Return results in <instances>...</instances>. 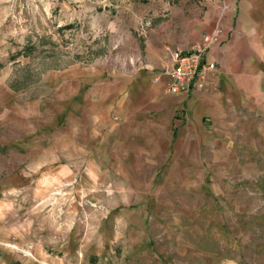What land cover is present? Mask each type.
<instances>
[{
  "label": "rangeland",
  "instance_id": "374dc122",
  "mask_svg": "<svg viewBox=\"0 0 264 264\" xmlns=\"http://www.w3.org/2000/svg\"><path fill=\"white\" fill-rule=\"evenodd\" d=\"M221 1L0 0V264H216V235L264 264V121L175 151L132 84Z\"/></svg>",
  "mask_w": 264,
  "mask_h": 264
},
{
  "label": "crops",
  "instance_id": "0c3cea01",
  "mask_svg": "<svg viewBox=\"0 0 264 264\" xmlns=\"http://www.w3.org/2000/svg\"><path fill=\"white\" fill-rule=\"evenodd\" d=\"M170 15L176 19L171 21L168 31L154 32L144 60L145 71L132 84L143 92H151L150 104L154 111L163 112L172 121L169 123L158 116L161 125L178 127L179 134L176 131L172 135L171 141L176 142L173 149L178 151V140L190 141L187 148H193L195 141H208L214 133L228 129L243 132L241 123L249 118L257 123L264 121V0H222L210 8L195 9L189 19L177 11ZM215 27L222 29L221 42L205 58L216 65V71L206 78L203 91L172 95L164 91L165 77L160 76L154 83L158 76L154 70L160 65L163 44L190 50ZM128 97V92H124L123 102ZM208 145L207 142L199 144L196 153ZM215 239L217 244L211 257H216V264H251L244 261L241 250L246 247L241 239L237 243L238 239L230 238L235 242L232 248L218 235ZM202 256L196 255V258Z\"/></svg>",
  "mask_w": 264,
  "mask_h": 264
},
{
  "label": "built area",
  "instance_id": "2783aa9c",
  "mask_svg": "<svg viewBox=\"0 0 264 264\" xmlns=\"http://www.w3.org/2000/svg\"><path fill=\"white\" fill-rule=\"evenodd\" d=\"M221 37L222 29L215 27L193 44L190 50L180 47L167 48L154 83L158 82L160 76L165 77L164 91L172 95H188L194 90L203 91L206 78L216 71V65L207 60L205 54L211 48L220 45Z\"/></svg>",
  "mask_w": 264,
  "mask_h": 264
}]
</instances>
